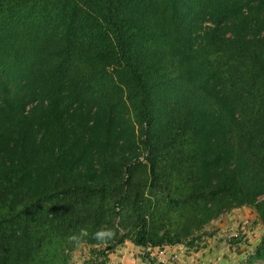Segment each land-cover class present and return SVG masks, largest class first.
<instances>
[{
  "label": "trees",
  "instance_id": "16d2710c",
  "mask_svg": "<svg viewBox=\"0 0 264 264\" xmlns=\"http://www.w3.org/2000/svg\"><path fill=\"white\" fill-rule=\"evenodd\" d=\"M244 207L264 264V0H0V264L195 250Z\"/></svg>",
  "mask_w": 264,
  "mask_h": 264
},
{
  "label": "rangeland",
  "instance_id": "374dc122",
  "mask_svg": "<svg viewBox=\"0 0 264 264\" xmlns=\"http://www.w3.org/2000/svg\"><path fill=\"white\" fill-rule=\"evenodd\" d=\"M245 210V213H238L240 219L235 218L238 217L237 213L232 214V216L231 213H229L220 219V223L214 222L210 226H208L206 228V232L208 234H211L212 238L209 241L207 240V238H204L200 242V246L197 249L194 250L188 248L185 244L176 245L174 247L183 248L186 257L188 258L192 257L189 253L193 255L200 254L199 257L197 256L196 261H201V263L204 264L205 257H211L212 255V251L208 249L209 244H213L220 249L219 251L223 252L222 256L227 257L229 256L227 254H232L233 252L234 254L236 253L235 255L241 258L239 264H243L249 257V255L252 254L255 247L259 245L263 236V227L258 219L255 210L250 208H247ZM228 246L229 248L225 251V248H227ZM89 248L91 247L85 245L78 248L74 253L72 264H80L79 262L83 258L81 257V255H84L82 251L85 249L88 250ZM168 248L172 247H165L163 249L165 250ZM173 258H178V256L175 255ZM209 264L212 263L210 262Z\"/></svg>",
  "mask_w": 264,
  "mask_h": 264
},
{
  "label": "crops",
  "instance_id": "0c3cea01",
  "mask_svg": "<svg viewBox=\"0 0 264 264\" xmlns=\"http://www.w3.org/2000/svg\"><path fill=\"white\" fill-rule=\"evenodd\" d=\"M247 208L237 209L231 212V216L234 213H245ZM236 219H240V216L235 217ZM220 223V220L217 221ZM236 225V224H235ZM212 235L207 237V240H211ZM231 245V244H230ZM229 248H225V251ZM205 249V248H204ZM210 251H212L211 257H205L204 264H239L240 257L236 256L234 252L232 254H227L229 256H222L223 252L219 251L220 249L214 246L213 244H209ZM223 249V248H221ZM84 255L80 260V264H151V260L155 259V254L157 250H144L143 248L135 247L130 243L125 244L124 246L118 247L113 250L106 257H101V249L99 248H89L88 250L82 251ZM81 252V253H82ZM183 248L172 247L165 249V257L163 260V264H202L201 261H196L197 256L200 254L193 255L189 253L192 257H186V254ZM178 256V258H173L174 256ZM226 255V254H224ZM172 258V259H171ZM178 259V260H176ZM157 261V259H155ZM196 261V262H194ZM157 264H160L157 261Z\"/></svg>",
  "mask_w": 264,
  "mask_h": 264
},
{
  "label": "built area",
  "instance_id": "2783aa9c",
  "mask_svg": "<svg viewBox=\"0 0 264 264\" xmlns=\"http://www.w3.org/2000/svg\"><path fill=\"white\" fill-rule=\"evenodd\" d=\"M157 250L156 254H155V259H157V261L160 263V264H163V260H164V257H165V250L163 248H160V249H155Z\"/></svg>",
  "mask_w": 264,
  "mask_h": 264
}]
</instances>
